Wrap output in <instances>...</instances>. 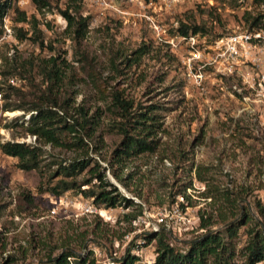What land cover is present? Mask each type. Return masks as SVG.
Returning a JSON list of instances; mask_svg holds the SVG:
<instances>
[{
	"label": "rangeland",
	"instance_id": "obj_1",
	"mask_svg": "<svg viewBox=\"0 0 264 264\" xmlns=\"http://www.w3.org/2000/svg\"><path fill=\"white\" fill-rule=\"evenodd\" d=\"M50 1L60 9L66 2ZM14 5L27 19L37 20L40 38L53 52L47 47L40 51L30 41L19 43L14 37V29L19 25L14 23V13L9 12L6 19L11 36L0 42V69L3 57H14L18 61L30 59L36 63L55 51L63 53L69 64L64 66L66 75L74 72L83 81L72 85L66 82L62 92L75 91L76 104L91 112L96 108L103 111L100 125L103 144L93 142L91 145L99 147V154L108 158L119 137L105 133L109 123L105 111L107 99H100L92 84L85 80L86 67L83 65L82 70L72 62L79 54L63 33L62 17L55 9L36 11L30 0H14ZM78 5L80 14L89 17V29L81 43L88 65L100 81L107 79L109 85L119 84L117 87L123 88L140 108L153 104L160 107L158 114L164 130L159 137L161 151L158 155H142L127 166L126 170L140 177L137 186L143 189V199L133 198L105 172L108 182L141 206V215L130 226L114 223L126 212L122 209L107 211L105 215L101 212V215L74 216L75 212L69 208V202L77 197L74 192L64 193L59 198L50 196L44 191L45 178L34 171H20L15 159L0 153V244H5L0 259L7 253L15 256L12 264H38L49 247L59 246L67 238L70 245L81 252L75 238L82 232H86L82 239L84 247L101 252L97 259L100 263L112 252L119 258L131 240L140 241L143 233L152 232L158 214L175 206L174 203L184 206L183 211L177 206L180 213L173 217L175 228L180 224L183 231L177 236L167 233V238L176 249H184L187 240L200 234L196 229V212L209 201L197 195L203 188L185 172L189 163L205 167L204 172L212 185L227 189L242 186L244 203L258 200L264 205V83L256 85L257 69L249 64L238 61L229 73L226 62L215 58L221 44L219 40L232 32L246 30L240 21L241 14H255L260 9L244 0H114L113 10L89 5L84 0H79ZM179 22L202 27L203 33L181 38L176 34ZM21 26L23 30L29 29L27 24ZM142 44L150 46V53L137 69L130 70L127 84H120L121 78L109 81L105 64L111 54L117 51L129 54ZM259 45L264 46V42ZM35 73L36 85L39 79ZM13 81L23 95L33 92L30 85ZM19 115V111L0 114V141L12 140L11 133L2 125ZM15 140L24 142L25 137ZM42 151L43 164L51 160L48 155L57 160L72 157L68 152L49 146ZM160 155L167 159L158 161ZM97 162L105 167V162L100 159ZM189 180L193 189L186 190L188 200L180 201L178 196L173 199L172 193ZM130 184L134 188L136 180ZM23 195L31 199V204ZM51 209L55 215H50ZM94 222H99L105 237L87 233ZM242 244L243 238L237 248ZM152 245L145 246L144 251L151 253Z\"/></svg>",
	"mask_w": 264,
	"mask_h": 264
},
{
	"label": "trees",
	"instance_id": "obj_2",
	"mask_svg": "<svg viewBox=\"0 0 264 264\" xmlns=\"http://www.w3.org/2000/svg\"><path fill=\"white\" fill-rule=\"evenodd\" d=\"M78 1L66 0L60 9L56 5L52 6L50 0H30L36 11L55 9L62 17L63 33L67 34L79 54V58L72 62L77 63L82 70L83 65L86 67L83 71L85 80L92 84L100 99H107L105 111L108 112L106 115L109 123L105 133L115 134L119 137V142L111 150L108 158L99 154V147L91 145L93 142L103 144L100 125L104 113L99 108L91 112L76 104L74 98L77 92H62L66 88V82L72 85L83 80L74 72L66 75L64 66L69 64L63 53L55 51V54L39 58L36 63L30 59L18 61L14 57L2 58L0 114L19 111L21 115L3 123L2 128L11 133L12 140L0 143V153L15 159L16 168L20 171H34L45 178L44 191L50 196L59 198L64 193L74 192L77 197L90 201L101 212L122 209L126 212L118 216L114 223L122 222L130 226L141 215V206L108 182L105 172L133 198L143 199V189L137 186L140 177L136 178V172L126 169L136 158L142 155H156L161 151L159 137L164 130L162 117L158 114L160 107L153 104L140 108L123 88L117 87L119 84L109 85L107 79L100 81L96 77L93 68L88 65L87 54L81 50V43L89 29V17L80 14ZM244 1L260 9L255 14L251 12L241 14L240 21L242 20L245 29L248 32L264 30V0ZM9 12L14 13V23L19 25L14 29V37L19 43L30 41L43 51L47 46H44L40 38L37 20L34 17L27 19L25 13L16 8L14 0H0V36L3 34V19ZM22 24H27L29 29L23 30ZM202 31V27L187 26L181 22L176 28V34L181 38L198 32L203 33ZM47 49L53 52L50 46ZM149 49L150 46L142 44L129 54L124 55L120 51L111 54L105 64V69L110 74L108 80L115 81L116 78H121L120 84H127L128 73L132 68L139 67L141 60L149 55ZM34 72L39 79V84L36 85ZM13 80L30 85L33 92L23 95L20 92L21 88L17 87ZM100 84L104 85L103 88ZM25 115L28 116L26 119ZM16 129L19 130L17 133ZM26 136H34V143L30 145L15 141V138ZM45 146L68 152L72 157L69 160H57V157L48 155L51 160L43 164L42 148ZM92 155L98 158L95 159ZM158 158V161L167 159L161 155ZM97 159L105 162V167H102ZM204 171L205 167L193 163H189L185 169L189 176L192 175L196 182L202 184V192L197 195L203 200H209L196 212L198 221L196 229L200 234L187 240L184 249L178 250L169 244L167 234L163 230L143 233L141 247L153 243L155 257L151 264H264V205L258 200L244 203L241 199L244 193L242 186L227 189L212 185ZM133 180H136V184L131 188L130 183ZM188 189H193L190 180L171 196L173 199L178 196L180 201H187ZM22 197L31 204V199L27 195ZM171 203L173 204L174 200ZM174 205L181 211L184 210L183 204ZM98 223L94 222L92 230L87 233L105 237ZM85 235L86 232H82L75 238L78 241L77 248L82 249L81 252H77L67 238L59 246L49 247L38 264H96L91 251L84 247V242L82 243ZM241 238L243 244L237 248ZM108 239V243L111 244ZM133 245L134 241L131 240L123 254L118 259H113V262L142 264L138 257L130 253ZM4 248L5 244L1 243L0 251L2 252ZM57 249L58 252H55ZM14 260L15 256L6 253V256L0 259V264H12Z\"/></svg>",
	"mask_w": 264,
	"mask_h": 264
},
{
	"label": "built area",
	"instance_id": "obj_3",
	"mask_svg": "<svg viewBox=\"0 0 264 264\" xmlns=\"http://www.w3.org/2000/svg\"><path fill=\"white\" fill-rule=\"evenodd\" d=\"M87 4L93 5L95 7L101 9H111L113 10V1L114 0H84ZM3 34L0 36V42L5 40L6 38L11 36L10 24L6 18L3 19L2 22ZM260 42H264V30H256L253 32H248L247 30L236 31L229 34L227 37L219 40L220 46L217 48L218 50L215 53V58H219L226 62L227 71L230 73V69L238 65V61L241 64H249L253 68L257 69V86H260L264 83V46L259 45ZM0 104H1V94H0ZM28 116L25 115L24 119ZM35 140L34 136H26L23 143L25 144H33ZM11 141V140H7ZM16 141V140H15ZM5 142V141H4ZM22 142V141H16ZM0 143H3L0 141ZM66 207V206H65ZM69 208L75 212L74 216L80 215H91V214H100L97 208H95L90 201L83 200L80 197H76L69 202ZM114 210V209H112ZM107 211H111V209L103 211L102 213L108 214ZM55 211L53 209L50 210V215H55ZM179 210L177 205L171 207L167 211H163V213L158 214L156 217V223L151 227L152 232H157L159 230H163L166 234H171L172 236L179 235L181 229L180 224L176 227V220H173V217L179 214ZM101 215V214H100ZM159 227V229H157ZM128 241V240H127ZM170 244V243H169ZM142 241H134V245L132 246L130 253L134 256L138 257L142 264H151L155 257L154 251L147 252L144 251L146 247H141ZM171 245V244H170ZM92 258L95 260L96 264H115L113 259H118L116 257L115 252H112L108 258L105 259L103 263H100L97 259L101 257V252L98 250H91Z\"/></svg>",
	"mask_w": 264,
	"mask_h": 264
}]
</instances>
